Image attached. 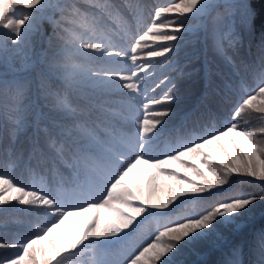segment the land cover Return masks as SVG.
<instances>
[{"label":"snow or ice","instance_id":"snow-or-ice-1","mask_svg":"<svg viewBox=\"0 0 264 264\" xmlns=\"http://www.w3.org/2000/svg\"><path fill=\"white\" fill-rule=\"evenodd\" d=\"M21 7L27 14L16 18ZM215 7L219 5L214 0H180L166 7L144 0H109L91 8L78 0H0V54L22 56L26 67L39 68L40 88L46 97L54 98L48 102L50 112L64 111L85 122L76 124L75 132L61 127L65 146L55 152H45L32 141L31 152H38L46 164L41 170L49 176L47 181L42 176L39 185L29 188L0 174V207L19 206L50 218L26 242H0V248L16 249L12 257H0V264H61L65 256L87 257L88 253L91 258L81 264H208L196 259L205 252L220 253L217 264H245L244 248L233 233L237 222L255 211L257 202L264 204V195L236 192L208 201L161 224L150 242L130 243L144 221L166 217L187 200L217 195L236 178L264 185V145L256 142L264 127L253 128L241 119L247 114L264 121V56L258 71L244 66L246 71H257L251 86L243 79L209 81L194 110L181 107L177 77L165 76L147 90L167 88L159 98L142 92L148 66L137 60L171 56L184 34L193 31L179 21L168 28L156 21L165 14L202 19ZM226 7L248 32L256 31L258 19L264 32V0H230ZM125 17L137 25L148 17L152 21L143 34L131 37L130 52L105 37L108 21ZM44 22L50 31L44 30ZM34 34L43 37L46 45L39 51L31 40ZM149 45L160 50H148L138 58L136 53ZM215 51L225 62L231 61L220 40ZM126 61L137 70L125 74L114 67ZM34 83L23 75L0 78V135L9 121L15 130L27 124L26 101ZM113 91L128 97L127 114H119L118 120L107 106L106 97ZM74 95L84 100L85 112L80 115L68 111L67 100ZM162 105L167 107L151 111ZM44 116L37 111V122ZM18 159L0 163L9 165ZM64 166L71 171V183L60 176ZM69 218L79 219L54 241L52 234ZM116 246L118 254L109 258L107 250ZM255 249L256 264H264V232L257 237Z\"/></svg>","mask_w":264,"mask_h":264},{"label":"trees","instance_id":"trees-1","mask_svg":"<svg viewBox=\"0 0 264 264\" xmlns=\"http://www.w3.org/2000/svg\"><path fill=\"white\" fill-rule=\"evenodd\" d=\"M127 2V0H122ZM109 0H78L79 4L87 7L89 4L103 5ZM117 2V0H116ZM135 2V0H132ZM145 3L154 4L157 6H168V3H180L179 0H144ZM219 7L213 8L204 18L181 17L178 14H165L157 23L163 24L166 28L172 26L173 21H179L187 25H191L192 32L185 33L184 39L179 41L177 51L171 56L165 58H157L152 60H137V64H147V70L143 73L145 80L142 83V92H147L149 96L155 95L159 98L162 92L167 91V88H157L155 93L147 91L155 88L165 76L177 77L179 84V95L184 102L182 108L196 109L204 97L205 88L208 82L213 84L227 81L230 83H239L241 79L248 81V86L254 82L257 75V66L260 59L264 56V32L260 30L259 19L257 20V29L254 33H250L244 29L239 19L229 13L226 5L230 1H215ZM259 7V4L257 5ZM102 10V9H101ZM83 11V9H82ZM27 9L21 7L18 9L19 15L26 14ZM154 14V11H153ZM147 16V14H146ZM219 18L217 27L212 29L211 20ZM151 18L148 17L142 20L139 25L135 21L129 23L125 17L123 20L113 18L111 23H107L106 31L119 26L122 29V34L125 43L121 46H129L131 37L136 33L143 34L146 30L145 25L150 26ZM44 30L50 31L47 22H44ZM167 34H171L168 32ZM233 34L235 39L233 40ZM220 40L226 54L231 58L230 62H225L215 51V42ZM34 41L38 43L37 51L45 47L43 37L35 34ZM159 43V42H158ZM167 46V45H165ZM130 50V47H129ZM148 50H160L158 47L145 46L143 51H138V58L144 57ZM127 64L132 71L137 69L127 61ZM257 69V71H246L244 66ZM7 64L5 60L0 59V78H8L10 75H23L29 79H34L30 92L28 93V111L26 112L27 124L23 129L15 130L14 123L8 122V127L2 135H0V161L11 157H19L9 165L0 163V174L6 178L12 179L17 186H28L29 188L37 186L41 183V177L47 181L49 176L41 169L46 168V164L42 162L40 154L31 152L32 141H37L45 152H55L58 148L65 146L63 138L60 137V128H70L73 132L77 131L76 124H84V120H73L72 115L66 114L64 111L50 112L48 102L54 101L53 97H46L40 88V80L38 76L39 68L32 67L24 72L9 73L5 71ZM114 67H117L114 65ZM129 72V71H128ZM239 73V75H237ZM32 76V78H31ZM88 90L85 89V92ZM127 90H123L126 92ZM235 98V97H234ZM108 107L113 114H127L128 97L120 91H113L107 96ZM143 99V97H141ZM68 111L80 115L85 112L84 100L82 96L74 95L67 100ZM167 105L158 106L151 111H159ZM37 111L45 114L37 122ZM95 115L93 114V119ZM243 120H248L249 125L253 128L264 127V121L256 118H250L247 114L242 116ZM55 121V126H54ZM122 123V121H120ZM190 122V121H189ZM86 126V125H85ZM47 129V131H45ZM51 141H56L55 145ZM256 142L264 145V135H257ZM213 155L219 153L213 152ZM33 169L30 171L29 169ZM33 172L35 174H33ZM60 176L64 181L71 183L73 176L70 169L66 166L60 169ZM59 179V177H57ZM236 192L252 193L255 195H264V185L255 180H240L236 178L232 181L231 186H225L223 191L217 195L206 196L204 200H187L177 207L171 214L166 217H151L137 227L132 234L131 244L142 246L146 242H150L159 226L170 219H178L181 216L188 215L194 210H198L201 205L208 201L217 198L232 195ZM3 193L0 192V195ZM255 211L249 214L246 218L237 222V227L233 233V239L238 241L244 248L243 259L245 264H256L258 256L255 249V242L261 232H264V204L257 202ZM46 216H35L27 210L11 206L0 207V242L19 243L32 237L33 230L37 227L44 226L49 220ZM39 221V223H37ZM52 220L51 223H55ZM51 224H48L50 226ZM54 241L55 236L51 237ZM16 249L0 248V257H12ZM119 252V247H112L107 250L109 258L116 256ZM91 253L87 257L65 256L61 264H81L83 259H90ZM187 260H192L193 257L185 255ZM199 260H206L208 264H217L221 259V254L218 252H205L203 255L196 257Z\"/></svg>","mask_w":264,"mask_h":264},{"label":"rangeland","instance_id":"rangeland-1","mask_svg":"<svg viewBox=\"0 0 264 264\" xmlns=\"http://www.w3.org/2000/svg\"><path fill=\"white\" fill-rule=\"evenodd\" d=\"M215 1H218V0H214V3H215ZM219 1H230V0H219ZM120 2H123V1L117 0V3H120ZM92 6L93 5L89 4L87 7L91 8ZM99 11H101V9H97V12H99ZM26 14H27V12H26ZM22 16L23 15H19L18 9H17L16 18H22ZM105 18L107 19V17H105ZM108 22L111 23L112 19L109 20ZM218 23H219V18L212 19L211 20L212 29L214 27L216 28ZM0 35H2V33H0ZM34 36H35V34L31 37V40L33 41V44L37 50L38 43H36V41H34ZM105 37H106L107 42H109V43H111L117 47H123L130 52L129 46H125V47L121 46L123 43H125V41H124V37L122 34V29L119 26H116V28H114V29H109V30L105 31ZM9 46H10V48L12 47L10 45V42H9ZM0 56H3V58H0V59L5 60V62L7 64L5 71H7L9 73H12L13 71L16 73H20V72L26 71L27 69L32 68V67H26L25 66V63L23 61L22 56H15V55H10V54H0ZM116 66H117V68L122 69L125 72V74L131 73V70L127 64V61L123 62L121 64H118ZM7 75H8L7 77L10 79L13 77V75H10V76H9V74H7ZM31 78H32V76H31ZM78 219L79 218H69V220L66 221V223L64 225H61L60 228L56 229L52 235L55 236L56 238L64 235L68 230H70L71 228H73L75 226Z\"/></svg>","mask_w":264,"mask_h":264}]
</instances>
